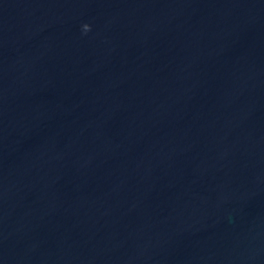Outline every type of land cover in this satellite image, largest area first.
I'll return each mask as SVG.
<instances>
[{
	"label": "water",
	"instance_id": "95a60500",
	"mask_svg": "<svg viewBox=\"0 0 264 264\" xmlns=\"http://www.w3.org/2000/svg\"><path fill=\"white\" fill-rule=\"evenodd\" d=\"M0 264H264V0H0Z\"/></svg>",
	"mask_w": 264,
	"mask_h": 264
},
{
	"label": "clouds",
	"instance_id": "9594fccd",
	"mask_svg": "<svg viewBox=\"0 0 264 264\" xmlns=\"http://www.w3.org/2000/svg\"><path fill=\"white\" fill-rule=\"evenodd\" d=\"M90 30H91V27L88 24H83L81 26V34L82 35H86Z\"/></svg>",
	"mask_w": 264,
	"mask_h": 264
}]
</instances>
